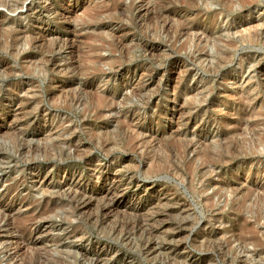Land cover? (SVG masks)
<instances>
[{
	"label": "rangeland",
	"instance_id": "rangeland-1",
	"mask_svg": "<svg viewBox=\"0 0 264 264\" xmlns=\"http://www.w3.org/2000/svg\"><path fill=\"white\" fill-rule=\"evenodd\" d=\"M1 1L0 264H264V0Z\"/></svg>",
	"mask_w": 264,
	"mask_h": 264
},
{
	"label": "bare ground",
	"instance_id": "bare-ground-1",
	"mask_svg": "<svg viewBox=\"0 0 264 264\" xmlns=\"http://www.w3.org/2000/svg\"><path fill=\"white\" fill-rule=\"evenodd\" d=\"M177 1V0H176ZM182 1V0H181ZM194 1L196 2V0H190V2L193 4L194 3ZM20 2V1H19ZM186 3V2H185ZM189 3V2H188ZM1 4H3V5H6V6H8L10 9H13L16 5L15 4H10V3H8L7 2V0H2L1 1ZM190 4V3H189ZM191 4V5H192ZM182 5V4H181ZM226 5H227V2H226ZM163 6V5H162ZM187 6V5H186ZM227 7V6H226ZM112 8H114V7H112ZM16 9V8H15ZM127 9V8H126ZM111 11V10H110ZM116 11V10H115ZM119 12V11H118ZM122 12H123V10H122ZM121 12V13H122ZM120 13V12H119ZM124 14V13H123ZM122 14V15H123ZM154 14V13H153ZM152 14V15H153ZM162 15V14H161ZM160 14H157V18H161L160 16H161ZM64 16V15H63ZM94 16H96V15H94ZM155 17V18H156ZM165 17V16H164ZM2 17H1V15H0V19H1ZM154 18V17H153ZM154 18V19H155ZM169 18V17H168ZM145 19H147V18H145ZM144 19V20H145ZM149 19V18H148ZM152 19V18H151ZM169 20V19H168ZM171 20V19H170ZM102 21V20H101ZM123 21V20H122ZM146 21V20H145ZM148 21V20H147ZM151 21V20H150ZM153 22H154V20H153ZM164 23H165V21H164ZM161 25H162V23H161ZM171 26H173V25H171ZM260 26V25H259ZM259 26H252V28L251 27H249V28H247V29H245V30H240L239 31V29H238V31L235 33V38H237L239 35L241 36V39H242V36L244 35V34H246V36L248 35V37H249V39L250 40H253L254 38H257L256 37V35H254V33H255V31L254 30H256L255 28H253V27H256V28H258ZM264 26V25H263ZM238 27V26H237ZM158 28H159V25H158ZM174 28V27H173ZM234 28V27H233ZM144 29H145V27H144ZM148 28H146V30H147ZM161 29L164 31V32H166L167 34H169L170 32H171V30H173L172 29V27H170L169 25H167V24H164V25H162V27H161ZM160 29V30H161ZM105 31V30H104ZM260 31V30H259ZM30 32V31H29ZM28 31H26V32H24V36H28V33H29ZM162 33V32H161ZM176 33V32H175ZM258 33V32H257ZM256 33V34H257ZM258 34H260V33H258ZM115 35V34H114ZM151 35V34H150ZM31 36V35H30ZM41 36V35H40ZM117 36V35H116ZM162 36V35H161ZM173 36V35H172ZM19 34L18 33H16L15 32V35H14V44H12V46H15V43L17 44V42H19ZM32 37V36H31ZM37 37V36H36ZM43 37V36H42ZM150 37V36H149ZM153 37V36H152ZM171 37V36H170ZM181 37V36H180ZM1 38V37H0ZM28 38V37H27ZM41 38V37H40ZM167 38V37H166ZM173 38V37H172ZM235 38H233L232 40H227V41H224V43H225V46L227 47V48H231V47H235L236 46V44H237V39H235ZM247 38V37H246ZM25 39V38H24ZM213 39V38H212ZM239 39H240V37H239ZM240 39V40H241ZM2 40V39H1ZM9 40V39H8ZM200 40V39H199ZM239 40V41H240ZM250 40H248V41H250ZM39 41H40V39L39 38H32L31 40H30V42H29V45H32V46H35L36 44H38L39 43ZM202 41V40H201ZM28 42V41H27ZM101 42V41H100ZM197 42V41H196ZM244 42V41H243ZM253 42V41H252ZM75 43V42H74ZM24 44H25V42H24ZM23 44V45H24ZM48 44H50V43H48ZM44 45V44H43ZM4 47V46H3ZM49 47V46H48ZM7 48V47H6ZM17 48V47H16ZM40 50V49H39ZM233 50V49H232ZM10 51V50H9ZM50 51H51V49H50ZM47 52H48V50H47ZM8 53V52H7ZM53 53V52H52ZM124 53V52H123ZM228 53V52H227ZM91 57V56H90ZM228 56H226V52L224 53V56L222 57V59H226ZM44 60V59H43ZM95 60V59H94ZM217 60V59H216ZM48 62H50L51 60H47ZM37 62V61H36ZM45 63V62H44ZM36 64V63H35ZM31 65V64H30ZM52 70V69H51ZM241 128V127H240ZM132 133V132H131ZM235 136V135H234ZM187 147V146H186ZM187 149H189V146L187 147ZM206 152V151H205ZM202 155V154H201ZM209 155V154H208ZM171 156V155H170ZM214 158V157H213ZM107 196H109L108 194H106L105 195V197L106 198H104V199H106V200H108L110 203H109V206H115V204H116V202H117V197H107ZM110 196H112V195H110ZM86 198V197H85ZM90 200V199H89ZM122 200V199H121ZM118 202L120 203V200H118ZM91 205V203H90V201H88L87 202V200L86 201H84L83 203H82V208H87V207H89ZM46 207V206H45ZM44 207V208H45ZM52 209V208H51ZM105 210V209H104ZM106 210H109V208H106ZM111 210V209H110ZM105 214V213H104ZM109 214V213H108ZM47 215V214H46ZM105 215H107V214H105ZM5 217V216H4ZM98 260H100V259H98ZM95 262V261H94Z\"/></svg>",
	"mask_w": 264,
	"mask_h": 264
}]
</instances>
